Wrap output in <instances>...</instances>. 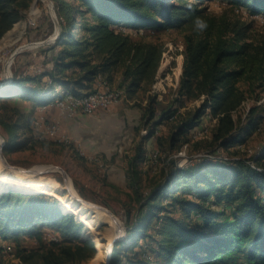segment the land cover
I'll use <instances>...</instances> for the list:
<instances>
[{
	"label": "trees",
	"instance_id": "1",
	"mask_svg": "<svg viewBox=\"0 0 264 264\" xmlns=\"http://www.w3.org/2000/svg\"><path fill=\"white\" fill-rule=\"evenodd\" d=\"M53 1L60 33L52 46V67L40 75L13 78L0 101L12 98L30 101L35 107L47 105L58 85L83 96L96 90L94 84L99 76L113 84L117 72L122 74L119 86L127 88L128 95L149 90L160 74L168 48L162 42L135 38L122 28L137 32L184 31L185 49L180 52L183 60L176 96L129 158L126 177L138 193L140 206L127 225L130 242H116L110 264H239V260L244 264H264V153L252 159H202L184 167L172 162L164 180L147 194L140 192L139 169L147 154L145 142L153 137L159 124L172 117L179 119L173 146L183 141L206 114L217 119L210 143L223 150L239 148L260 127L264 122L260 106H253L240 123L233 113L250 96L258 98L264 91V36L252 39L251 23L224 12H210L201 5L204 0ZM32 2L0 0V40L22 19ZM228 2L236 9H247L251 15L264 13V0ZM196 17L207 22L203 32L195 29ZM197 100L201 104L186 107L188 101ZM155 101L151 97L148 103V126L155 117ZM10 109L20 113L18 106ZM11 118H0L8 132L7 147H27L34 135L21 140L19 131L31 132L32 124ZM20 182L21 177L11 183L0 172V236L18 238L28 234L41 240L45 227L59 236L41 248L18 249L17 262L13 264H82L94 257L96 238L82 237L83 223L78 219L88 230L85 216L90 210L82 212L70 200L59 202L52 195L40 194L47 190L55 193L50 187L31 190L28 184L17 188ZM140 240H146L150 254L147 248L136 250ZM141 254L143 257H138Z\"/></svg>",
	"mask_w": 264,
	"mask_h": 264
},
{
	"label": "rangeland",
	"instance_id": "2",
	"mask_svg": "<svg viewBox=\"0 0 264 264\" xmlns=\"http://www.w3.org/2000/svg\"><path fill=\"white\" fill-rule=\"evenodd\" d=\"M201 5L207 6L210 12H224L244 23H251V38L254 40L264 36V13L251 15L245 8H234L228 0H204ZM129 32L135 38L165 43L168 48L160 74L149 90L140 89L130 96L127 88L119 86L121 81H116L113 86L123 88L126 97L117 105L92 114L78 111L69 115L56 106L42 109L30 101L12 98L0 101V118L11 115L14 122L32 124L36 115L43 114L47 122L59 125V136L64 141H44L38 139L33 130L28 133L19 131L21 140L32 135L34 137L30 145L17 149L7 147L8 132L0 123V149L4 147V157L8 163L5 164L0 151V172L9 182L21 177V186L17 188H25L28 184L32 185L31 190L50 187L55 193L47 190L40 194L52 195L59 202L60 199L70 200L82 212L90 210L85 216L88 230L84 222L78 219L83 223L82 237L96 238L98 249L94 257L82 264H110L115 257L116 242L122 239L129 241L127 225L134 220L140 206L138 193L126 177L129 158L135 154L142 136L147 134L145 130L148 131L154 121L160 120L162 111L169 108L180 82L183 60L180 52L185 49L184 31L140 29L137 32L131 28ZM59 33V17L54 1L33 0L23 12L22 19L0 40V96L11 85L13 78L40 75L52 67V46ZM171 62L175 64L172 66ZM46 80L48 78L43 79L44 82ZM151 97L156 99L155 117L148 126L145 115ZM0 100L3 98L0 97ZM199 104L200 100L188 101L186 107ZM255 105L260 106L264 115V91L259 93L258 98L256 95L250 96L233 113L237 123L246 120ZM12 106H18L20 113L12 112ZM178 122L177 117L165 120L156 127V135L145 142L147 154L139 164L142 194H147L164 180L166 169L170 168L172 162L184 167L202 159H252L264 153V122L246 137L241 147L233 146L229 150L215 148L210 143L217 119L209 114L203 116L198 126L188 131L183 141L173 146L172 136ZM56 167L63 168L68 176ZM24 178L27 181H22ZM193 218H196L194 214ZM41 231V240L28 234L18 238L0 236V264L17 262L18 249L41 248L59 236L52 228L45 227ZM149 231L154 232L153 229ZM139 244L136 250L147 248L150 254L146 240H140ZM239 264H244L243 260H239Z\"/></svg>",
	"mask_w": 264,
	"mask_h": 264
},
{
	"label": "built area",
	"instance_id": "3",
	"mask_svg": "<svg viewBox=\"0 0 264 264\" xmlns=\"http://www.w3.org/2000/svg\"><path fill=\"white\" fill-rule=\"evenodd\" d=\"M123 31L129 32L130 28L123 27ZM126 97V92L123 88L111 86L103 77L97 78V87L94 92L83 96H76L69 90L62 86L55 87L52 98V106H56L64 113L69 115L82 111L85 114H92L100 109L111 108L120 103ZM47 105H42L41 108L45 109ZM250 109V108H249ZM32 128L38 139L49 140L57 139L56 141H64L59 136V125L54 122H47L43 114L36 115L32 122ZM148 133L147 130H145ZM155 131L154 135H156ZM153 135V136H154ZM241 147V144L239 145ZM210 158H213L210 155Z\"/></svg>",
	"mask_w": 264,
	"mask_h": 264
},
{
	"label": "clouds",
	"instance_id": "4",
	"mask_svg": "<svg viewBox=\"0 0 264 264\" xmlns=\"http://www.w3.org/2000/svg\"><path fill=\"white\" fill-rule=\"evenodd\" d=\"M194 25H195V29L198 32H203L204 30H206L207 28V22L203 19H201L200 17H196L195 20L193 21Z\"/></svg>",
	"mask_w": 264,
	"mask_h": 264
},
{
	"label": "crops",
	"instance_id": "5",
	"mask_svg": "<svg viewBox=\"0 0 264 264\" xmlns=\"http://www.w3.org/2000/svg\"><path fill=\"white\" fill-rule=\"evenodd\" d=\"M121 79H122V74H121V72H117L116 73V75H115V79H114V82H116V81H121ZM114 82H113V84H114ZM113 84H110L111 86H113ZM95 87H97V80H96V82H95ZM40 108H41V106H39ZM47 107L49 108V107H52V105H50V104H47ZM46 107V108H47Z\"/></svg>",
	"mask_w": 264,
	"mask_h": 264
},
{
	"label": "water",
	"instance_id": "6",
	"mask_svg": "<svg viewBox=\"0 0 264 264\" xmlns=\"http://www.w3.org/2000/svg\"><path fill=\"white\" fill-rule=\"evenodd\" d=\"M0 151H1V156L3 157L5 164L8 165V163L6 162L5 157H4V147L3 146L1 147ZM56 168L61 170L62 172H64V174L67 175V172L63 168H60V167H56Z\"/></svg>",
	"mask_w": 264,
	"mask_h": 264
},
{
	"label": "bare ground",
	"instance_id": "7",
	"mask_svg": "<svg viewBox=\"0 0 264 264\" xmlns=\"http://www.w3.org/2000/svg\"><path fill=\"white\" fill-rule=\"evenodd\" d=\"M11 35V34H10ZM9 36V35H8ZM18 176H20L19 174H18ZM15 182V179H13V180H11V183H14Z\"/></svg>",
	"mask_w": 264,
	"mask_h": 264
}]
</instances>
